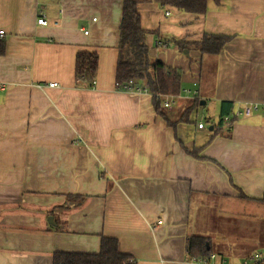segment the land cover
I'll list each match as a JSON object with an SVG mask.
<instances>
[{"label": "crops", "instance_id": "0c3cea01", "mask_svg": "<svg viewBox=\"0 0 264 264\" xmlns=\"http://www.w3.org/2000/svg\"><path fill=\"white\" fill-rule=\"evenodd\" d=\"M136 1L149 56L181 72L165 118L148 89H116L122 0H0V264L97 252L101 235L136 264H264V0ZM206 33L232 38L217 54L177 45ZM79 51L97 54L89 87Z\"/></svg>", "mask_w": 264, "mask_h": 264}, {"label": "trees", "instance_id": "16d2710c", "mask_svg": "<svg viewBox=\"0 0 264 264\" xmlns=\"http://www.w3.org/2000/svg\"><path fill=\"white\" fill-rule=\"evenodd\" d=\"M164 1L183 11L202 13L205 11L208 0ZM145 34V30L140 25L137 1L122 0L115 81L123 83L132 79L136 82H145L149 93H151L154 110L165 118V110L160 106L161 96L163 94H176L180 90L181 72L166 66L161 60L149 56ZM231 38L230 35L206 33L199 40H176V42L181 50L193 46L200 53L217 54ZM4 48V41L0 39V55L4 53ZM97 59L95 52L79 51L76 53L74 76L77 84H85L87 87L92 85ZM196 106L197 102L195 101L185 110L181 120L191 123L189 114ZM232 120L226 125H230ZM189 153L197 156L198 151L191 150ZM72 196L81 197L79 195H70L69 197ZM186 250L199 259H207L211 247L210 245L209 248L206 247L205 238L192 236L187 239ZM51 264H136V261L130 254L119 250L115 238L101 235L97 252L54 251Z\"/></svg>", "mask_w": 264, "mask_h": 264}, {"label": "built area", "instance_id": "2783aa9c", "mask_svg": "<svg viewBox=\"0 0 264 264\" xmlns=\"http://www.w3.org/2000/svg\"><path fill=\"white\" fill-rule=\"evenodd\" d=\"M36 22H37L38 25H45L47 23L46 19L41 14H40V16L37 17ZM2 32L3 31L0 30V35L2 34ZM156 43L158 45V43H160V42L157 41ZM163 46H165V43L163 44ZM93 83H94V81H92V84ZM48 86L49 87H55V86H57V83L56 82H49ZM115 86H116V89H118V90L125 91V92H130V93H146L147 92V88L145 86L139 85L138 82H136L135 80H132V79H129V80L123 82V83L116 82ZM171 102H172V100L170 98L168 101L167 100L164 101L163 104L166 107V106H170ZM256 109H257V104H255V103L246 104L242 108L241 113L244 116H247V115L251 114V112L256 110ZM230 120H231V117H229V116H225L223 118V121L225 123L230 122ZM197 127L198 128H202L203 127V123L202 122L197 123ZM211 257H213V255H211ZM253 259H254V261H257V257L256 256H253ZM245 264H247V261L245 262Z\"/></svg>", "mask_w": 264, "mask_h": 264}, {"label": "rangeland", "instance_id": "374dc122", "mask_svg": "<svg viewBox=\"0 0 264 264\" xmlns=\"http://www.w3.org/2000/svg\"><path fill=\"white\" fill-rule=\"evenodd\" d=\"M211 111H210V109H209V106L207 107V108H205V106H198V112L196 113V118H200L201 117V119H203V121H204V123L205 124H207L206 122L208 121V116H209V114L208 113H210ZM208 114V115H207ZM201 115H203V116H201ZM194 116H195V113H190L189 114V119H194ZM194 125V123L192 122V123H185V126L184 125H182V124H180V126L183 128V127H187V128H189L190 129V131L192 132V130H193V126ZM180 128V127H179Z\"/></svg>", "mask_w": 264, "mask_h": 264}, {"label": "water", "instance_id": "95a60500", "mask_svg": "<svg viewBox=\"0 0 264 264\" xmlns=\"http://www.w3.org/2000/svg\"><path fill=\"white\" fill-rule=\"evenodd\" d=\"M200 103H203V101H201Z\"/></svg>", "mask_w": 264, "mask_h": 264}]
</instances>
